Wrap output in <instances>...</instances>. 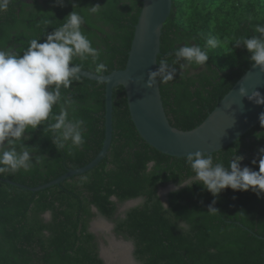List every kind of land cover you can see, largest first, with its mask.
<instances>
[{"label":"trees","instance_id":"16d2710c","mask_svg":"<svg viewBox=\"0 0 264 264\" xmlns=\"http://www.w3.org/2000/svg\"><path fill=\"white\" fill-rule=\"evenodd\" d=\"M97 5L99 11L89 13ZM141 7L142 0H10L7 10L0 12V49L22 55L31 39L43 43L76 11L84 17L83 34L101 52L97 63L107 65L108 70L100 74H108L125 67ZM232 11L238 15L255 12L254 0H239ZM175 12L172 0L161 30L157 71L162 58L167 59L169 71H176L173 81L166 84L158 77L159 89L170 124L189 130L204 120L252 63L241 43L236 46L233 66L222 70L208 59L204 66L193 65L183 73L180 65L187 61L177 59L175 52L185 44L203 50L204 36L200 14L189 28H183ZM257 23L264 24V16L234 19V41L254 35L251 26ZM76 64L96 72L91 57L86 61L76 57L69 65ZM79 77L68 89L61 86L62 99L53 105L47 121L35 129L26 128L16 144L3 145L5 150L15 147L18 153L29 149L34 166L27 172L0 174V178L29 187L44 184L87 164L99 152L105 133V84ZM54 88L49 86V90ZM67 98L75 102L70 118L85 121V143L75 149L57 147L50 130L56 122L53 117L62 106L67 107ZM112 126L106 156L83 174L36 192L0 180V264H105L98 237L90 229L96 216L110 221L114 234L132 243L138 264H263L264 192L225 188L213 196L195 178L187 157L162 153L141 138L122 86L113 89ZM260 148H264V126L259 121L226 147L207 155L213 157V164L222 163L225 168L242 156L241 168L258 171L253 161L264 155ZM85 176L87 180L82 181ZM169 183L177 188L167 191L163 202L159 189ZM138 198L140 203L119 212L124 202ZM210 206L216 213L209 211Z\"/></svg>","mask_w":264,"mask_h":264},{"label":"clouds","instance_id":"9594fccd","mask_svg":"<svg viewBox=\"0 0 264 264\" xmlns=\"http://www.w3.org/2000/svg\"><path fill=\"white\" fill-rule=\"evenodd\" d=\"M9 3L10 0H0V12L6 11ZM99 7L92 6L88 11L95 14ZM84 23V17L72 11L66 17L65 23L47 35L43 43L31 39L22 55L10 49H0V174L16 173L20 170L27 172L34 166L29 149L22 148L18 153L15 147L5 150L3 145L5 142L8 145L16 144L26 128L35 129L49 119L53 105L62 99L61 86L68 89L73 80L80 79L78 73L82 65L69 67L74 58L86 61L91 57L97 73L108 70L105 63H97L101 52L83 34L81 25ZM249 23L251 25V21ZM251 31L255 34L240 36L234 45L239 46L242 43L250 53L249 59L253 67L259 66L264 73V24L252 25ZM219 44L220 40L215 36H210L206 41L210 48ZM175 56L187 61V64L180 65L183 73H187L193 65L204 66L209 59L206 50L198 45L187 44L178 49ZM159 65L158 71L149 73L146 87H151L156 77H160L165 84L173 81L175 68L169 71L167 59L164 58L159 61ZM51 85H55V88L49 90ZM245 91L242 87L240 95H245ZM248 99L254 100L256 104H264V97L256 91ZM64 103L67 107L62 106L59 114L53 117L56 122L51 125L50 130L54 133V143L61 149L66 146L69 149L79 148L85 143V121L70 118V111H74V101L67 98ZM259 120L264 126V113L260 114ZM68 141L71 143L66 144ZM258 151L264 153V148ZM242 159V156H236L225 168L222 163L213 164L211 155L206 156L197 151L187 156L186 163L194 172L195 178L213 196L225 188L234 191H247L251 188L258 190L257 194L264 192V155L258 162L253 161L254 164L258 163V171H252L248 167L241 168L239 162ZM41 162L38 158L37 163ZM81 180L86 181L87 177H81ZM209 211L214 214L217 210L210 206Z\"/></svg>","mask_w":264,"mask_h":264},{"label":"water","instance_id":"95a60500","mask_svg":"<svg viewBox=\"0 0 264 264\" xmlns=\"http://www.w3.org/2000/svg\"><path fill=\"white\" fill-rule=\"evenodd\" d=\"M171 8L172 0H142L124 68L108 74L80 69L78 75L105 84V133L102 147L95 157L81 167L68 169L57 178L32 187L9 179L0 180L36 192L95 167L106 156L111 143L112 93L116 86H122L125 90L130 117L141 138L156 150L170 156L187 157L197 151L203 155L216 152L241 137L260 121L264 104H256L248 96L256 91L264 97V73L259 66L251 65L198 125L189 130H180L170 124L163 107L158 77L154 78L151 87H146L145 84L149 73L157 71L161 30ZM242 87L246 90L245 95H240ZM176 188L172 183L161 187L159 195L162 201H166L165 192ZM162 189H165L163 193L160 191ZM129 243L133 249L132 243ZM100 257L107 264L101 252Z\"/></svg>","mask_w":264,"mask_h":264},{"label":"rangeland","instance_id":"374dc122","mask_svg":"<svg viewBox=\"0 0 264 264\" xmlns=\"http://www.w3.org/2000/svg\"><path fill=\"white\" fill-rule=\"evenodd\" d=\"M24 1L29 2L27 0ZM238 1L239 0H173L176 7L175 20L181 27L189 28L194 21H196L197 14L201 15L199 20L202 22V33L204 36L203 50L208 52L209 60L214 62L215 66L222 70L234 65L236 46L234 45L235 41L232 31L233 20L242 16H264V0H254L256 11L241 15L232 11V8L238 3ZM210 36L219 38L220 44L217 47L210 48L206 45V41ZM160 191L161 193L164 192L163 189ZM140 201L141 200L138 198L129 202H124L120 205L119 212H123L125 209L140 203ZM44 216L45 218H48L49 215L45 214ZM93 221H103L111 224L110 221L100 216L94 217L91 222ZM113 226L111 227V235L114 237L115 241L128 242L114 234ZM91 230L98 237L100 252L101 248L108 249L112 247L111 243H109V240L112 238V236L109 235L110 233L107 234L106 231L102 230L98 231L99 229L97 227H95L94 231L93 227ZM130 260L133 264H138L132 256L131 248Z\"/></svg>","mask_w":264,"mask_h":264},{"label":"bare ground","instance_id":"6f19581e","mask_svg":"<svg viewBox=\"0 0 264 264\" xmlns=\"http://www.w3.org/2000/svg\"><path fill=\"white\" fill-rule=\"evenodd\" d=\"M163 191H165V189H163ZM90 226H91V229L93 227V231L95 227H97L99 229L98 231L102 230V231H106L107 234L110 233L109 235L112 234L111 224L108 222H103V221L94 222L93 221L91 222ZM109 243H111V246H112L111 248H108V249L101 248L102 257L104 258L107 264H133L130 260V243L125 242V241L124 242L115 241L113 236L109 240Z\"/></svg>","mask_w":264,"mask_h":264},{"label":"flooded vegetation","instance_id":"af4514ba","mask_svg":"<svg viewBox=\"0 0 264 264\" xmlns=\"http://www.w3.org/2000/svg\"><path fill=\"white\" fill-rule=\"evenodd\" d=\"M24 1V0H23ZM27 1H29L28 3H30L31 2V0H27ZM112 233V232H111ZM120 237V236H119ZM122 238V237H121ZM126 241H128V240H126ZM128 242H130V241H128ZM133 256V255H132Z\"/></svg>","mask_w":264,"mask_h":264}]
</instances>
